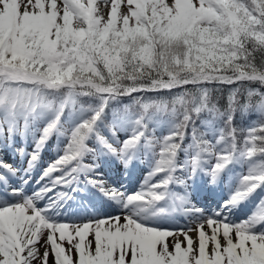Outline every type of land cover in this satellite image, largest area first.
<instances>
[{"label": "snow or ice", "instance_id": "6c2138e0", "mask_svg": "<svg viewBox=\"0 0 264 264\" xmlns=\"http://www.w3.org/2000/svg\"><path fill=\"white\" fill-rule=\"evenodd\" d=\"M0 264H264V0H0Z\"/></svg>", "mask_w": 264, "mask_h": 264}]
</instances>
